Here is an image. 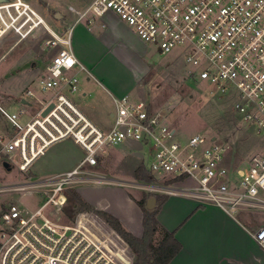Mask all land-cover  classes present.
I'll return each instance as SVG.
<instances>
[{"label":"built area","instance_id":"obj_1","mask_svg":"<svg viewBox=\"0 0 264 264\" xmlns=\"http://www.w3.org/2000/svg\"><path fill=\"white\" fill-rule=\"evenodd\" d=\"M69 11L78 22L89 24L94 17L113 13L161 54L178 50L193 67L192 78L207 81L222 93L237 91L235 108L243 124L264 136V0H93L83 11L74 7ZM40 29L50 34L45 47L58 49L40 78L41 89L55 94L25 123L21 120L25 111L10 112L0 106L13 129L0 132V142L8 139L0 155L17 152L20 170L27 173L47 148L70 139L84 157L70 171L0 187V192L25 191L43 198L34 210L12 204L2 215L0 264H135L118 233L117 238L99 234L86 216L60 224L45 214L49 206L65 204L66 191L80 186L115 185L184 196L228 215L264 210V151L251 159L249 167L230 170L223 166L228 148L216 138L204 146L206 139L197 134L182 145L161 113L129 96L116 99L113 127L104 131L65 93L79 91V79L72 74L78 65L72 50L73 28L67 37L53 31L24 0L0 4V43L10 33L23 40ZM50 105L53 109L43 116ZM128 142L141 145L151 180L126 182L97 172L110 150ZM251 234L264 249V226Z\"/></svg>","mask_w":264,"mask_h":264},{"label":"rangeland","instance_id":"obj_2","mask_svg":"<svg viewBox=\"0 0 264 264\" xmlns=\"http://www.w3.org/2000/svg\"><path fill=\"white\" fill-rule=\"evenodd\" d=\"M24 1L29 3L44 18L50 29L67 37L68 31L74 23V17L76 18V15L69 11L70 7L83 11L93 0ZM57 15H59L58 18ZM94 18L98 19V17ZM129 28L135 33L131 27ZM39 31L24 40H21L20 36L15 33H10L0 43V56L10 49L0 62V105L3 107H6V100L18 102L19 98H27L36 103L38 100L49 98L51 95V92L42 91L39 80L43 62L45 60L49 62L58 49H47L44 44L50 34L46 29ZM94 35L99 38V33L95 30ZM145 45V48L143 47L135 58L125 59L132 68L130 73L127 71L125 74L122 73L121 78L129 81V75H131L133 79H138L136 81L138 82L137 86L129 94L131 100L143 101L160 112L165 117L167 124L176 130L175 138L182 145L197 134L206 139L204 146H209L212 139L216 138V142L228 148L223 166L233 171L249 167L251 159L264 151V136L258 135L254 127L243 124L241 116L235 108L238 92L229 90L222 93L215 85L192 78L189 72L193 70V67L185 63L178 50L163 55L157 47L151 44ZM34 63H37L38 68H34ZM28 91L33 92L34 98L27 97ZM80 98V94H74V99L77 102ZM14 101L9 107L10 112H16L20 109L19 103H14ZM4 129L13 132L10 124L4 117H1L0 113V132L4 133ZM110 129L108 128V130ZM7 140L5 138L4 143L0 142V150ZM78 151H80L79 148L71 141L57 144L45 158H40L27 173L20 170L21 160L17 152L3 153L0 155V187L36 182L42 176L57 172L61 164L59 159L64 154H75ZM52 153L55 157L49 159V155ZM134 153L126 154L123 152L119 154L113 149L110 150L102 160L97 172L110 178L134 182L135 177L132 169L133 164L138 162V158L133 156ZM4 162L11 165V171L5 169ZM140 192L143 191L115 185L80 186L66 191L65 204L61 207L49 206L45 214L60 224H70L79 216H86L89 222L93 223V227H91L93 230L99 234L105 233L109 237L117 238V232L102 218L100 213L111 214L101 211L91 203L97 200L108 201L111 204L109 209L111 213L120 217L128 228L136 232V228L140 227L138 231H141L142 228L144 230L142 225L144 212L136 201L140 197ZM143 193L142 196L146 201L147 199H156L153 209L161 206L162 201L158 198L165 195ZM42 202L43 198L38 193L0 192V219L12 204L31 211L41 205ZM172 203H177L175 208L179 209L188 204L185 200H176ZM169 205L165 212L168 222ZM250 215L255 225L264 226V210L252 211ZM126 248L128 249L127 253L136 258L128 243Z\"/></svg>","mask_w":264,"mask_h":264},{"label":"crops","instance_id":"obj_3","mask_svg":"<svg viewBox=\"0 0 264 264\" xmlns=\"http://www.w3.org/2000/svg\"><path fill=\"white\" fill-rule=\"evenodd\" d=\"M71 28H73L72 50L78 61V65L72 74L79 79V91L77 93L80 94L81 98L77 102L74 99V94L77 93H69L68 90H65V93L94 124L103 130H108L114 124L113 115L116 112V99L129 96L138 83L136 82L138 79H133L131 75H129V81L121 78L122 73L125 74L126 71L130 73L132 68L125 59L135 58L137 53L143 47L145 48L146 43L141 41L128 25L113 13H107L98 17L97 20L94 18L91 24L86 21L78 22L74 17ZM94 30L99 33V38L94 35ZM9 51L10 49L0 56V62ZM50 61L45 60L43 62L40 78L47 72ZM34 68H38L37 63H34ZM48 92H51L49 98L40 99L36 103L27 98H19V100L17 99L18 102L13 100L14 103L17 102L20 105L18 111H25V114L21 116L23 123L40 112L54 97L55 91ZM29 93H32V96ZM27 97L34 98L33 92L28 91ZM13 101L6 100V107L0 106L11 111L9 107ZM134 101L140 100L135 99ZM148 106L152 111L158 112L152 105L148 104ZM1 117H3L2 114ZM4 132L10 131L4 129ZM67 141L73 142L68 139L51 145L34 164L40 158H45L54 146ZM73 144L76 145L74 142ZM76 146L80 151L75 154L66 153L60 157L59 162L61 164L57 172L42 177L58 175L74 169L84 157V151L78 145ZM113 151L119 154L135 152L133 156L138 158V162L133 164L132 161L135 180H140L136 174L138 167L143 166L147 172L143 165V153L140 144L128 142L115 147ZM54 157V153L49 155V159ZM143 194L140 192V197L136 201L143 200ZM150 200L147 199V206ZM176 200H185L188 204L184 208H175L177 203L172 202H176ZM168 204H170L169 222L165 217ZM91 205L113 215L119 220L123 228L134 236L138 238L143 236V228L138 231L140 228L138 227L135 232L128 228L120 217L111 213L109 211L111 204L108 201L97 200ZM157 220L161 228L172 233L181 245V250L169 264H264V249L257 244L251 234L259 228V225H255L249 211L228 215L216 207L203 206L193 198L172 195L168 196L161 206ZM161 235L162 232L159 231L156 234V240L161 238Z\"/></svg>","mask_w":264,"mask_h":264},{"label":"trees","instance_id":"obj_4","mask_svg":"<svg viewBox=\"0 0 264 264\" xmlns=\"http://www.w3.org/2000/svg\"><path fill=\"white\" fill-rule=\"evenodd\" d=\"M137 177L140 180H151L150 175L146 172L143 166L138 167L136 171ZM162 201L161 206L167 200V196L159 197ZM144 212L143 226L144 234L138 238L127 232L121 223L111 215L103 212L100 214L109 223V225L130 245L133 253L136 256L135 264H169L178 252L181 250V245L177 242L174 235L161 228L157 215L160 207L156 209H148L146 200L143 199L137 202ZM162 232L161 238L156 240V234Z\"/></svg>","mask_w":264,"mask_h":264},{"label":"water","instance_id":"obj_5","mask_svg":"<svg viewBox=\"0 0 264 264\" xmlns=\"http://www.w3.org/2000/svg\"><path fill=\"white\" fill-rule=\"evenodd\" d=\"M7 2V0H0V4L1 3H5ZM59 17V15H57V18ZM54 105H50L44 112H43V116H46L52 109H53ZM4 167L7 171H11V165L8 162H4ZM155 202L156 199L152 198L149 203H148V209L152 210L155 207Z\"/></svg>","mask_w":264,"mask_h":264}]
</instances>
